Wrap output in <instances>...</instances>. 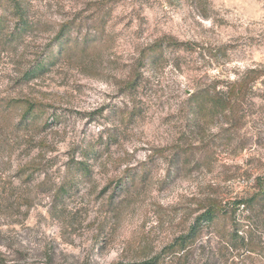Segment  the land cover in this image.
Here are the masks:
<instances>
[{
    "label": "rangeland",
    "instance_id": "rangeland-1",
    "mask_svg": "<svg viewBox=\"0 0 264 264\" xmlns=\"http://www.w3.org/2000/svg\"><path fill=\"white\" fill-rule=\"evenodd\" d=\"M6 1L0 264L142 263L186 233L202 201L244 197L264 174V0H11L20 38ZM66 23L80 28L70 39L95 37L85 51L57 49ZM170 39L183 46L140 60ZM252 69L238 128L188 101ZM22 105L43 113L23 124Z\"/></svg>",
    "mask_w": 264,
    "mask_h": 264
},
{
    "label": "trees",
    "instance_id": "trees-1",
    "mask_svg": "<svg viewBox=\"0 0 264 264\" xmlns=\"http://www.w3.org/2000/svg\"><path fill=\"white\" fill-rule=\"evenodd\" d=\"M8 1V2H7ZM12 15L17 19L12 32L14 38H20L27 30V23L19 4L7 0ZM174 0H166L171 4ZM102 22V21H101ZM76 23H66L61 26L54 37L57 49L61 52L85 51L95 37L85 35L71 38V32H79ZM103 27L98 25L95 34H100ZM179 43L170 39L168 43L159 41L149 46L140 60L153 62L162 56L163 48L177 49ZM189 51L190 49H186ZM60 54V53H59ZM48 63L57 60L58 56L49 53ZM138 71H133L131 84L128 88H136ZM261 74L256 69L247 70L241 78L228 81L219 91L209 95L205 92H193L188 101L193 104H214L223 113V118L230 128H238L242 119L239 116L250 84ZM264 74V73H262ZM21 123L35 122L42 111L33 105H22ZM13 108L20 107L16 103ZM200 114V112H199ZM85 174L88 172L85 163L74 166ZM65 185L60 190H65ZM250 193L244 197L222 201L207 198L201 202L199 213L185 234L174 238L159 253L139 264H264V174L252 180Z\"/></svg>",
    "mask_w": 264,
    "mask_h": 264
}]
</instances>
